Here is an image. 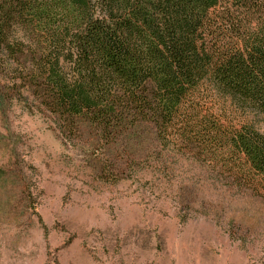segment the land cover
Segmentation results:
<instances>
[{"label": "trees", "instance_id": "1", "mask_svg": "<svg viewBox=\"0 0 264 264\" xmlns=\"http://www.w3.org/2000/svg\"><path fill=\"white\" fill-rule=\"evenodd\" d=\"M0 73L70 140L110 150L150 125L264 196V0H0Z\"/></svg>", "mask_w": 264, "mask_h": 264}, {"label": "rangeland", "instance_id": "2", "mask_svg": "<svg viewBox=\"0 0 264 264\" xmlns=\"http://www.w3.org/2000/svg\"><path fill=\"white\" fill-rule=\"evenodd\" d=\"M85 130L66 138L0 73V264H264V196L173 157L150 125L110 150Z\"/></svg>", "mask_w": 264, "mask_h": 264}]
</instances>
